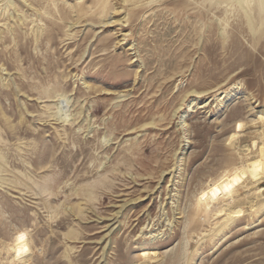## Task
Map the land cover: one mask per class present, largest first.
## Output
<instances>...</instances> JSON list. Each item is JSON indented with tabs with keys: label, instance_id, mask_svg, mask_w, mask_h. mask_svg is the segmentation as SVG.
<instances>
[{
	"label": "rangeland",
	"instance_id": "374dc122",
	"mask_svg": "<svg viewBox=\"0 0 264 264\" xmlns=\"http://www.w3.org/2000/svg\"><path fill=\"white\" fill-rule=\"evenodd\" d=\"M258 3L0 0V264H264Z\"/></svg>",
	"mask_w": 264,
	"mask_h": 264
},
{
	"label": "bare ground",
	"instance_id": "6f19581e",
	"mask_svg": "<svg viewBox=\"0 0 264 264\" xmlns=\"http://www.w3.org/2000/svg\"><path fill=\"white\" fill-rule=\"evenodd\" d=\"M258 7L260 11L264 12V0H259ZM259 140L260 142L253 143V145L257 147V153L249 160L246 166L245 164L242 165L231 175H227V173L224 174L216 184L210 185L206 195L212 201H216L221 196L231 198V195L237 191L245 190L248 184L252 185L264 180V128L260 134ZM244 180L245 182L247 181L246 184ZM234 200L238 202L239 198L236 197ZM21 237H23V239H21ZM6 251L11 253L12 264H26L25 262L28 260L31 252L30 240L26 238L25 235L21 234L11 245L6 247Z\"/></svg>",
	"mask_w": 264,
	"mask_h": 264
},
{
	"label": "snow or ice",
	"instance_id": "6c2138e0",
	"mask_svg": "<svg viewBox=\"0 0 264 264\" xmlns=\"http://www.w3.org/2000/svg\"><path fill=\"white\" fill-rule=\"evenodd\" d=\"M21 239H23V237H21ZM25 251H26V249H25Z\"/></svg>",
	"mask_w": 264,
	"mask_h": 264
}]
</instances>
